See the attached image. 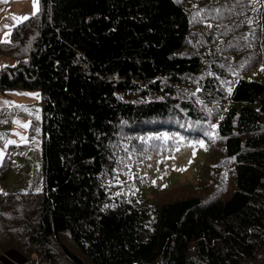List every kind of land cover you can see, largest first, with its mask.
Here are the masks:
<instances>
[{"label":"trees","instance_id":"obj_1","mask_svg":"<svg viewBox=\"0 0 264 264\" xmlns=\"http://www.w3.org/2000/svg\"><path fill=\"white\" fill-rule=\"evenodd\" d=\"M28 17L0 40V54L14 59L0 66V92H40L42 186L0 191V252L15 250L21 264L60 255L64 264H264V83L239 76L214 88L222 96L206 94L228 102L214 130L233 164V190L224 179L219 198L185 196L151 214L112 193L106 178L123 177L121 132L200 116L176 90L201 68L198 54L181 51L192 37L184 8L178 0H38ZM16 197L26 209L7 206Z\"/></svg>","mask_w":264,"mask_h":264},{"label":"rangeland","instance_id":"obj_2","mask_svg":"<svg viewBox=\"0 0 264 264\" xmlns=\"http://www.w3.org/2000/svg\"><path fill=\"white\" fill-rule=\"evenodd\" d=\"M178 1L190 18L188 34L192 35L181 51L198 54L201 68L194 75V81L180 83L176 90L179 100L188 106H196L201 119L198 116L193 121L184 118L177 124L164 127L139 124L134 130L118 133L120 138L126 139L125 145L117 146L121 149L118 150L122 163L119 173L123 177L120 179L115 174L106 178L112 193L118 192L125 199L134 197L136 206L149 207L151 214L163 202L185 196H197L205 202L219 198L224 179L229 185L227 193L233 190V164L224 157L222 141L214 130L228 102L225 98L216 100L206 94L213 93L216 98L222 96L214 88L221 85L227 88L239 76L264 83V0ZM37 7L38 0L36 8L33 0H0V40H5V34L17 22L13 17L29 16ZM1 58L7 65L14 62L13 58L5 55L0 56V61ZM208 81L215 87L201 85ZM39 94L34 89L16 90L12 94L0 92V164L3 161L6 169L0 191L29 187L40 189L42 186ZM5 101L12 103L5 104ZM17 120L21 124H17ZM22 124H28V127ZM9 140L15 143H7ZM6 200L7 206H19L17 202L23 199ZM27 200L30 204V198ZM23 206L21 203L19 208H25ZM28 210L30 214L31 207ZM56 241L66 244L70 252L82 257L66 234L59 235V241L57 238ZM53 242L55 245L54 238ZM58 251L55 255H60ZM23 257L6 247L0 252V263L19 264ZM56 261L54 264H64L61 255Z\"/></svg>","mask_w":264,"mask_h":264},{"label":"snow or ice","instance_id":"obj_3","mask_svg":"<svg viewBox=\"0 0 264 264\" xmlns=\"http://www.w3.org/2000/svg\"><path fill=\"white\" fill-rule=\"evenodd\" d=\"M36 6H37V0H33V7L34 8H36ZM35 14V12L33 13V15ZM29 17L28 16H22V17H13V19L14 20H16L17 21V23H19V22H21L22 20H25V19H28ZM7 27V26H6ZM9 35V33H6L5 34V40L3 41V42H9L8 40H7V36ZM228 91L229 92H231V88H229L228 89ZM21 95H37V94H31V93H21ZM5 104H10V103H12V102H8V101H5L4 102ZM17 107H25V106H22V105H17ZM17 124H21V122L20 121H15ZM22 126L23 127H28V124H22ZM21 139L23 140L24 138L23 137H21ZM7 143H15V141H11V140H9V141H7ZM200 144H201V146H203V141H201L200 142ZM178 170H181V171H183L184 169H178ZM153 183H155V182H153ZM166 187V186H165Z\"/></svg>","mask_w":264,"mask_h":264},{"label":"crops","instance_id":"obj_4","mask_svg":"<svg viewBox=\"0 0 264 264\" xmlns=\"http://www.w3.org/2000/svg\"><path fill=\"white\" fill-rule=\"evenodd\" d=\"M15 23H16V22H15ZM1 34H2V33H1V31H0V37L2 36ZM0 56H1V54H0ZM2 56H4V55H2ZM5 62H6V60H4V58H1L0 66H2V65H4V64H6V65L8 64L7 62H6V63H5ZM15 91H16V90H14V91H12V92H10V93H8V94L15 93ZM11 254H13V253H11ZM19 264H20V263H19Z\"/></svg>","mask_w":264,"mask_h":264}]
</instances>
